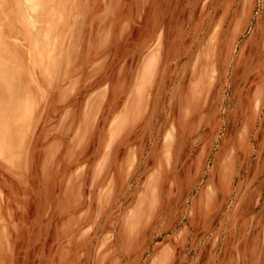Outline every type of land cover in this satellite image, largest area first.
<instances>
[{"label": "rangeland", "instance_id": "rangeland-1", "mask_svg": "<svg viewBox=\"0 0 264 264\" xmlns=\"http://www.w3.org/2000/svg\"><path fill=\"white\" fill-rule=\"evenodd\" d=\"M263 94L264 0H0V264H264Z\"/></svg>", "mask_w": 264, "mask_h": 264}, {"label": "crops", "instance_id": "crops-1", "mask_svg": "<svg viewBox=\"0 0 264 264\" xmlns=\"http://www.w3.org/2000/svg\"><path fill=\"white\" fill-rule=\"evenodd\" d=\"M159 36L160 35H158V38ZM258 102L260 105H262V103L264 102V94L259 96ZM257 117H258V112H255L254 114H252L250 120L244 122L243 130L241 131V134L238 137L242 141L241 144H239L238 146L233 144V146L231 147L228 153V158L231 163L239 161L238 167L235 169V172L230 177V182L235 176L244 175L245 172L247 173L246 179L240 183L239 187L236 190L237 192L235 198H240L242 188L246 190L251 182L252 169L251 166L249 165V158L252 155L253 148L252 146L249 147L247 145V142H249L250 134L252 132ZM257 134L258 133H256L255 136H257ZM167 135H169V132L166 133V137ZM236 149H239V152L236 151ZM245 169L247 170L245 171ZM207 190L211 194H213L215 187L209 186Z\"/></svg>", "mask_w": 264, "mask_h": 264}, {"label": "bare ground", "instance_id": "bare-ground-1", "mask_svg": "<svg viewBox=\"0 0 264 264\" xmlns=\"http://www.w3.org/2000/svg\"><path fill=\"white\" fill-rule=\"evenodd\" d=\"M246 129V128H245ZM168 136V135H167Z\"/></svg>", "mask_w": 264, "mask_h": 264}]
</instances>
